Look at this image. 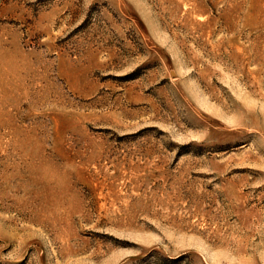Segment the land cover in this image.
<instances>
[{"label": "rangeland", "instance_id": "374dc122", "mask_svg": "<svg viewBox=\"0 0 264 264\" xmlns=\"http://www.w3.org/2000/svg\"><path fill=\"white\" fill-rule=\"evenodd\" d=\"M0 264H264V0H0Z\"/></svg>", "mask_w": 264, "mask_h": 264}]
</instances>
